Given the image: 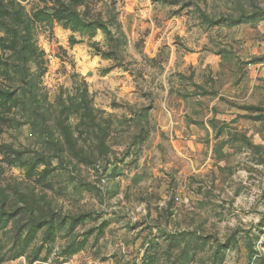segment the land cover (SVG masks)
Returning <instances> with one entry per match:
<instances>
[{
  "label": "rangeland",
  "instance_id": "rangeland-1",
  "mask_svg": "<svg viewBox=\"0 0 264 264\" xmlns=\"http://www.w3.org/2000/svg\"><path fill=\"white\" fill-rule=\"evenodd\" d=\"M57 1L0 0V264H264V0Z\"/></svg>",
  "mask_w": 264,
  "mask_h": 264
},
{
  "label": "trees",
  "instance_id": "trees-1",
  "mask_svg": "<svg viewBox=\"0 0 264 264\" xmlns=\"http://www.w3.org/2000/svg\"><path fill=\"white\" fill-rule=\"evenodd\" d=\"M58 7H63V4L60 3V0L57 1ZM71 15H75L74 12H71ZM72 17V22L69 21L66 24H71L72 29H79V30H88L93 29V27L97 29H103V26L101 24H98L96 22H84L78 19V16H69ZM2 93V91H0ZM81 103H80V109L82 111V116L84 119H87L90 122H93L94 116L92 114L91 106H90V100L87 95V91L84 89L80 95Z\"/></svg>",
  "mask_w": 264,
  "mask_h": 264
}]
</instances>
